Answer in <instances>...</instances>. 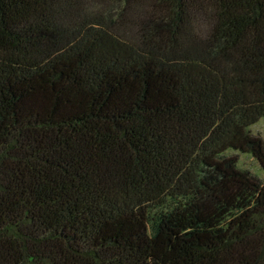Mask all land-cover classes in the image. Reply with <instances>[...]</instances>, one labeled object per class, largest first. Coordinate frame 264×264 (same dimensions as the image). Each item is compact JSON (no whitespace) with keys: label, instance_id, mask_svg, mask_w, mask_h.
Instances as JSON below:
<instances>
[{"label":"trees","instance_id":"16d2710c","mask_svg":"<svg viewBox=\"0 0 264 264\" xmlns=\"http://www.w3.org/2000/svg\"><path fill=\"white\" fill-rule=\"evenodd\" d=\"M264 0H0V264H264Z\"/></svg>","mask_w":264,"mask_h":264},{"label":"rangeland","instance_id":"374dc122","mask_svg":"<svg viewBox=\"0 0 264 264\" xmlns=\"http://www.w3.org/2000/svg\"><path fill=\"white\" fill-rule=\"evenodd\" d=\"M250 132L254 136H259L264 141V118H261L256 124L250 127ZM238 167L242 170H247L252 175L256 176L264 184V170L252 156L248 154L238 153Z\"/></svg>","mask_w":264,"mask_h":264}]
</instances>
